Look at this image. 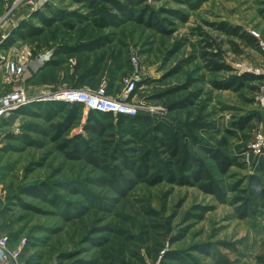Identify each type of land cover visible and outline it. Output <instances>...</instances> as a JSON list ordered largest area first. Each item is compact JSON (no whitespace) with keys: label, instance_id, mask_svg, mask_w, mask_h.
<instances>
[{"label":"rangeland","instance_id":"1","mask_svg":"<svg viewBox=\"0 0 264 264\" xmlns=\"http://www.w3.org/2000/svg\"><path fill=\"white\" fill-rule=\"evenodd\" d=\"M30 1L0 0V45L14 26L39 11ZM146 5L156 13L154 26L131 18L101 29L86 19L72 29L63 20L36 38L0 48L9 57L28 56L30 96L80 85L92 91L103 87L124 99L126 81L133 79L137 88L126 100L141 105L140 113L149 119L136 128L138 135L116 129L113 136L108 131L98 137L81 121L57 136L54 126L65 115L47 118L51 111L45 114L41 102L0 125V232L9 237L19 264H91L104 238L119 249L129 242L126 255L134 263L138 255L148 264H264V194H257L253 183L258 177L264 186V158L251 154L247 161L244 155L255 134L264 133V0H146L133 8L134 17ZM47 6L68 14L88 12L70 0H50ZM222 26L240 27L258 45ZM42 59L48 62L33 78ZM244 74L260 78L224 86ZM12 88L0 68V95ZM247 116L252 121L238 129L236 122ZM161 123L177 134V152L153 144L155 135L167 142L154 132ZM77 134L90 140L95 161L87 150L75 158L70 147H62ZM123 140L131 141L123 148L132 149L126 155L133 167L149 160L143 178L120 159L111 162L112 173L102 166L103 149ZM204 147L239 164L223 174ZM199 167L211 174L221 198L191 178L186 184L163 179L168 173L189 176ZM113 173L123 178L119 187ZM155 175L160 182L149 183ZM45 184L51 191L24 193ZM244 188L251 190L252 202L241 216L242 202L234 197ZM159 245L160 256L152 263L149 250ZM173 252L183 260L164 259Z\"/></svg>","mask_w":264,"mask_h":264},{"label":"trees","instance_id":"2","mask_svg":"<svg viewBox=\"0 0 264 264\" xmlns=\"http://www.w3.org/2000/svg\"><path fill=\"white\" fill-rule=\"evenodd\" d=\"M74 4L80 5L82 8H86L88 10L87 14L83 15L81 13H77L76 11L73 13H66L64 11H56L54 9L49 8L48 6L45 8L47 11H35L31 14V19H24L22 20L15 28H13L7 38L1 43L0 47L2 49L11 48L13 45L19 42H26L37 36L41 35L46 28L53 27L58 21H63L64 25L68 28H75L78 22L82 20L88 19L94 26L106 29L117 26L118 23L122 21L130 20H138L142 23L152 24L153 21L158 22L155 11L146 5L143 9V13L140 17H134L135 8L137 5L143 4L146 0H125V2L121 0H70ZM147 14H149V18H147ZM69 15L74 16L73 18H69ZM147 18V19H146ZM146 19V21H145ZM39 24H41L39 26ZM156 26V25H155ZM222 30L227 31L228 33H235L241 38H245L252 46H257L258 42L255 37L249 35L247 33L241 34L240 27H226L222 26ZM97 46V44H94ZM260 77L255 76L253 74H244L239 75L232 79L230 82H225L224 86H232L231 88H236L244 84L245 81L250 80H257ZM80 87V86H79ZM41 103H36L24 107L23 109L16 111L14 114L28 112L31 107H40ZM43 105L47 106L45 108L46 113H50L46 115V117H51V115L61 114L65 115L64 122L55 125L54 129L57 132V136L62 135L63 133L67 132L70 128L72 129L76 123H81L83 115H84V108L82 105L78 104H67V103H53V102H45ZM65 112V113H64ZM12 118V117H11ZM10 119V118H9ZM8 119H3L0 122V125L7 122ZM252 121L251 116H247L241 118L239 121L236 122V126L238 129H244L246 125ZM147 122H149L148 117H145L141 113L136 116H128V115H114L112 113H100L97 111H90L87 114L86 122L83 125V128L86 132L95 133L98 137H104L107 135V132L110 131V136H113V131L117 129L120 134L127 133L129 135H138L136 128L139 126H144ZM155 134L161 133L167 136V142L161 141L157 135L153 138V144L155 145L157 142L162 146L164 144L171 153H175L179 150V138L177 134H172L165 129L164 124H159L154 128ZM122 136V135H121ZM122 138V137H121ZM89 139H87L82 134L74 135L72 138L65 141L64 146L65 148H71V155L75 158H80L84 150H87L88 158L92 161H95L93 158L94 152L90 150L89 146ZM111 141L108 143L110 144ZM131 143V141H121L117 145H114L113 148L105 147L103 149V155L100 159H102L104 164L102 165L105 170L109 173H112L111 170L113 165L111 162H115L118 159L122 162V165L127 168H133L137 177L143 178L145 174H147L148 170V163L149 160H143V164L140 166L131 164L127 159V153L132 151V149L123 148V146ZM110 148V149H109ZM162 148V147H161ZM204 150L209 153V156L215 159V164L218 167L219 171L223 174H226L232 166L238 165L237 158L227 157L224 156L221 152L216 149H210L208 147H204ZM89 151V152H88ZM168 152V151H167ZM112 165V166H111ZM110 166V167H109ZM119 171V170H115ZM115 177V185L119 187L120 182L123 181V178L118 177L119 173H113ZM157 177V178H156ZM191 178L193 183H196L202 190L209 192L216 196L217 198H221V190L218 188L216 183H214L211 174L208 172L207 169L203 167H199L197 170L190 171L189 176H180V177H171V173H168L166 177L163 179H169L174 181L177 184H186L188 183V179ZM149 183H157L160 182V179L157 175L154 176L153 179H149ZM190 182V181H189ZM253 183L257 190V194H264V186L258 177H254ZM43 191H51V188L44 185L43 189L39 186H29L27 189L24 190V193H28L34 196H40ZM251 190L248 188H244L240 191V195L234 197L235 202H242L241 204V216H246L248 210L251 208ZM21 202V201H20ZM21 204V203H20ZM24 206V204H22ZM25 207V206H24ZM107 230V229H105ZM104 230V231H105ZM103 231V232H104ZM129 242L126 241L122 248H118L116 245L112 244L104 238L99 241L98 250V257L97 259L91 264H148L146 263L145 259L140 256H136L138 263H134V261L130 260L127 255L126 251L128 250ZM162 249V245H159V248L154 250H149L148 257L152 263L158 261L160 256V250ZM164 259L168 260H175L180 259L183 260L182 257L178 255V253H167L163 256Z\"/></svg>","mask_w":264,"mask_h":264},{"label":"built area","instance_id":"3","mask_svg":"<svg viewBox=\"0 0 264 264\" xmlns=\"http://www.w3.org/2000/svg\"><path fill=\"white\" fill-rule=\"evenodd\" d=\"M9 1V0H6ZM50 0H33L30 1L32 7L36 10H43ZM16 4V3H15ZM1 48V47H0ZM136 60L135 57H132ZM137 64V61H133ZM28 56L21 54L16 57H9L0 52V68L3 71L4 81L11 85L12 90L0 95V122L3 119H8L16 111L23 109L32 104L41 102L67 103L82 105L87 114L90 111L100 113H112L114 115H138L143 107L135 102L128 100V95L133 93L137 88V80L126 81V91L124 99L111 96L105 88H100L92 91L85 87H68L62 90H44L39 91L36 95L30 96L25 89V82L29 79ZM255 139L249 146L247 161L250 155L263 156L264 158V133L258 132L255 134ZM0 264H19L17 263V253L11 251L9 247V237L0 232Z\"/></svg>","mask_w":264,"mask_h":264},{"label":"crops","instance_id":"4","mask_svg":"<svg viewBox=\"0 0 264 264\" xmlns=\"http://www.w3.org/2000/svg\"><path fill=\"white\" fill-rule=\"evenodd\" d=\"M15 27V26H14ZM13 27V28H14ZM12 30V29H11ZM11 30L9 31V33L11 32ZM5 38V37H4ZM45 62H48L46 59H42V62L36 67V71H33V78H36L38 75H34V72H38L39 70H41V69H43L46 65H45ZM48 64V63H47ZM80 86V85H79ZM80 87H82V86H80ZM86 118H87V112L84 110V115H83V118H82V122H83V124L82 125H84L85 124V122H86Z\"/></svg>","mask_w":264,"mask_h":264}]
</instances>
